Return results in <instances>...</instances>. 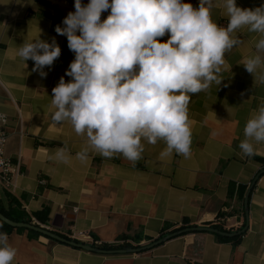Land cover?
I'll return each mask as SVG.
<instances>
[{
  "label": "crops",
  "instance_id": "obj_1",
  "mask_svg": "<svg viewBox=\"0 0 264 264\" xmlns=\"http://www.w3.org/2000/svg\"><path fill=\"white\" fill-rule=\"evenodd\" d=\"M197 7L199 0H184ZM212 10L214 22H227L223 0ZM241 8H256L264 0H236ZM60 12V11H59ZM61 13V12H60ZM106 15L101 16L105 19ZM65 17L66 14L61 13ZM55 37L61 48L46 78L32 72L34 62L17 55L22 43ZM243 43L225 54L224 79L206 92L192 95L188 116L192 127L191 155H164L166 145L142 140L141 159L131 162L122 155L104 158L89 151L81 162L76 154L85 147L70 123L55 125L51 116L52 89L65 76L74 53L66 36L52 30V22L40 13L35 0H0V113L7 117L5 156L19 162L20 173L13 187L0 182V205L15 199L31 218L44 207L46 224L56 234L88 235L100 245H113L121 237L136 246L147 245L166 228L170 232L183 223L211 226L226 217L231 232L245 224L243 200L238 187L246 186L262 169L264 142L252 141L256 154L243 156L239 143L244 127L264 105V63L254 76L242 62L255 55L264 60L256 44L259 33L239 30ZM168 36L162 38L166 41ZM27 65V66H26ZM216 133L213 135V133ZM67 145V163L55 158ZM244 193V196L247 192ZM8 195V196H7ZM244 198V197H243ZM32 224V223H31ZM239 227V228H237ZM8 242L17 251L12 264H264V174L253 186L248 201V228L239 243L220 242L214 234L189 233L175 237L149 251L107 255L88 252L28 231H12ZM62 237V236H61Z\"/></svg>",
  "mask_w": 264,
  "mask_h": 264
},
{
  "label": "clouds",
  "instance_id": "obj_2",
  "mask_svg": "<svg viewBox=\"0 0 264 264\" xmlns=\"http://www.w3.org/2000/svg\"><path fill=\"white\" fill-rule=\"evenodd\" d=\"M219 6L216 0H199L197 7L184 0H90L86 5L75 0V11L55 27L66 36L74 59L65 71L71 79L61 76L52 89L51 119L57 126L70 123L85 137L77 159L86 161L91 150L136 162L144 151L142 140L163 141L164 155L190 157L191 96L221 85L225 54L243 43L235 35L239 30L259 33L256 49L264 51V5L241 8L236 0H223L226 27L212 19ZM17 55L25 64L32 60V72L46 78L44 69L53 66L61 48L55 37L48 42L39 35L22 43ZM262 63L255 55L242 65L254 76ZM259 79L264 82V75ZM244 136L239 148L251 157L256 154L252 141L264 142V105L247 120ZM55 158L69 161L66 144ZM16 254L8 234L0 232V264H12Z\"/></svg>",
  "mask_w": 264,
  "mask_h": 264
},
{
  "label": "water",
  "instance_id": "obj_3",
  "mask_svg": "<svg viewBox=\"0 0 264 264\" xmlns=\"http://www.w3.org/2000/svg\"><path fill=\"white\" fill-rule=\"evenodd\" d=\"M264 174V169L260 170L259 173L252 179L251 184L243 198V207H244V215H245V224L244 227L242 229H240L239 231L236 232H225V231H221L219 229L213 228L211 226H190V227H186L182 230H178V231H174V232H170L167 235L160 237V238H156L153 241H151L149 244L147 245H143V246H137L131 249H118V250H110V251H106V250H102L100 248H96V247H92L90 245L87 244H82V243H78L75 241H71L68 239H65L61 236H59L58 234L54 233L53 231L45 228V227H41L38 225H34V224H27V223H17V222H13L7 218H5L2 214H0V221L3 222L4 224L8 225L9 227L13 228V229H24L27 231H32L35 233H38L44 237H47L53 241L59 242V243H63L66 245H69L71 247L74 248H78V249H82L88 252H93V253H98V254H107V255H123V254H137V253H141V252H145V251H149L175 237H178L180 235L183 234H189V233H198V232H206V233H211L220 237H225V238H233V237H237V236H241L243 235L248 228V200H249V196H250V192L253 188V186L255 185L256 181L258 180V177L260 175Z\"/></svg>",
  "mask_w": 264,
  "mask_h": 264
},
{
  "label": "trees",
  "instance_id": "obj_4",
  "mask_svg": "<svg viewBox=\"0 0 264 264\" xmlns=\"http://www.w3.org/2000/svg\"><path fill=\"white\" fill-rule=\"evenodd\" d=\"M35 2L40 5V13L51 20V22H52V30L54 32H55V27L57 25L63 26L62 25V21L65 18V16L62 15L56 8L50 6L48 3H46V2H44L42 0H35ZM256 160L259 161V162H264L260 158H256ZM261 176L262 175H260L259 177H261ZM259 177H258V179H259ZM246 190H247L246 186H239L238 187L239 198L241 200H243L244 193H245ZM8 197H9V205L6 208H4L3 206L0 205V214H2L5 218H7V219H9V220H11L13 222L31 224L32 223L31 218L28 217V215L25 213V211H23V209L21 208L20 204L15 199L11 198L10 196H8ZM47 215H48V210H47L46 207H44L41 211L34 213L33 214V218H35L36 221L41 223V224H46V222L48 221ZM211 226L213 228L219 229L221 231H225V232L231 233L230 230L226 231V230H224L222 227H220L218 225H211ZM186 227H190V226L185 222L179 228H176V229H174V230H172L170 232L182 230V229H184ZM243 227H244V223L242 224V226L238 230L242 229ZM12 231L24 232L25 230L24 229H13V228L9 227L8 225H6V224H4L3 222L0 221V232L9 233V232H12ZM170 232H166V228H164L161 231L160 237H163V236L167 235ZM28 234L30 236H38L39 235L38 233H35V232H32V231H28ZM183 235H185V234H183ZM183 235H180V236H183ZM243 235L237 236V237H233V238H225V237H220V236H217V235H215V237L220 242H231L234 245H236V244L239 243V240H240V238ZM61 236L63 238L67 239L66 236H64V235H61ZM118 242H123V244L122 245H115V244H113V245H100V246H95V247L100 248L102 250H106V251L118 250V249H131V248L137 247V246H133V245L127 243L125 236L121 237V239Z\"/></svg>",
  "mask_w": 264,
  "mask_h": 264
},
{
  "label": "built area",
  "instance_id": "obj_5",
  "mask_svg": "<svg viewBox=\"0 0 264 264\" xmlns=\"http://www.w3.org/2000/svg\"><path fill=\"white\" fill-rule=\"evenodd\" d=\"M42 1L48 3L50 6L56 8L58 11L66 15L70 11L71 12L75 11L74 8L75 0H42ZM89 2L90 0H82V4L84 5L88 4ZM108 12L109 11L103 12L102 16L106 15ZM227 24H228L227 22L220 23V25L224 27H226ZM0 86L3 87L1 83ZM6 124H7V117L4 114L0 113V182L2 183L5 189H10L11 187H13V183H12L13 178L20 173V168L18 161L13 162L11 159L5 156V146L8 138L6 131ZM227 222L228 220L226 219V217H218L216 219L215 225H218L227 231L231 229L227 225ZM32 224L41 226L38 222L35 221H33ZM67 239L92 246L99 245L97 242L93 241L88 235H85L84 233H77L76 235L67 237ZM115 244L122 245L123 242H116Z\"/></svg>",
  "mask_w": 264,
  "mask_h": 264
},
{
  "label": "rangeland",
  "instance_id": "obj_6",
  "mask_svg": "<svg viewBox=\"0 0 264 264\" xmlns=\"http://www.w3.org/2000/svg\"><path fill=\"white\" fill-rule=\"evenodd\" d=\"M212 227V226H211ZM158 238H160V236L158 237ZM66 239V238H65ZM79 243V242H78ZM149 244V243H148ZM115 245H117V244H115ZM90 246H92V245H90ZM136 246H139V245H136ZM92 247H95V246H92ZM97 248V247H96Z\"/></svg>",
  "mask_w": 264,
  "mask_h": 264
}]
</instances>
